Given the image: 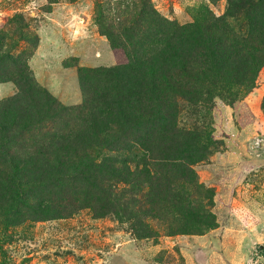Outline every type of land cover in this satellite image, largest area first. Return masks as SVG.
Returning <instances> with one entry per match:
<instances>
[{
	"label": "trees",
	"instance_id": "obj_1",
	"mask_svg": "<svg viewBox=\"0 0 264 264\" xmlns=\"http://www.w3.org/2000/svg\"><path fill=\"white\" fill-rule=\"evenodd\" d=\"M240 12H246L239 14L246 21L245 36L232 27ZM225 16L180 26L145 0L128 25L116 31L114 25L103 26L111 47L122 49L126 61L86 70L97 85L87 88L84 114L72 125L56 122V131L41 132L40 140L33 133L41 130L45 116L65 109L33 85L30 50L12 55L0 46V82L12 81L18 88L0 101L5 228L27 219L64 217L75 205L103 203L107 212L102 213L125 216L138 236L149 230L146 216L159 218L160 204L183 221V228L170 233L209 230L214 214L204 210L203 188L191 166L212 154L216 142L181 124L182 107L210 104L225 88L254 87L264 67V0H228ZM22 29L21 39L34 49L37 35ZM87 82L82 76L84 90ZM143 182L150 206L131 211L135 205L122 200L116 185L139 191ZM211 198L212 193L205 198L207 206Z\"/></svg>",
	"mask_w": 264,
	"mask_h": 264
},
{
	"label": "rangeland",
	"instance_id": "obj_2",
	"mask_svg": "<svg viewBox=\"0 0 264 264\" xmlns=\"http://www.w3.org/2000/svg\"><path fill=\"white\" fill-rule=\"evenodd\" d=\"M143 1L0 0L1 49L12 55L30 50L27 64L33 85L48 91L65 109L45 116L41 130L33 133L37 140L41 132L56 131V122L72 125L84 114L87 88L97 85L86 70L126 61L122 49L111 47L103 26L114 25L116 31L128 25ZM148 4L180 26L229 17L225 16L228 0H148ZM239 14L246 12L235 14L232 27L245 36L246 21ZM21 28L26 35H37L34 49L21 39ZM82 76L89 83L85 90ZM17 92L12 81L0 82V101ZM216 94L210 104L182 102L180 119L188 130L216 142L212 154L191 166L203 188L204 210L214 214L209 230L170 233L183 228V221L162 204L155 209L159 218L145 217L149 230L143 236L136 235L125 216L121 220L109 211L102 213L107 212L101 210L103 203L75 205L64 217L27 219L7 228L0 216V264H264V67L254 87L238 85ZM116 186L124 193L122 200H131L130 208L135 205L131 211L150 206L147 183L139 191L130 184ZM210 193L212 204L207 206Z\"/></svg>",
	"mask_w": 264,
	"mask_h": 264
},
{
	"label": "water",
	"instance_id": "obj_3",
	"mask_svg": "<svg viewBox=\"0 0 264 264\" xmlns=\"http://www.w3.org/2000/svg\"><path fill=\"white\" fill-rule=\"evenodd\" d=\"M260 247H262V246H260Z\"/></svg>",
	"mask_w": 264,
	"mask_h": 264
}]
</instances>
